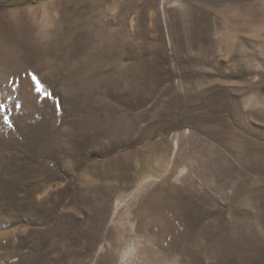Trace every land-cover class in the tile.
Listing matches in <instances>:
<instances>
[{
  "label": "rangeland",
  "instance_id": "374dc122",
  "mask_svg": "<svg viewBox=\"0 0 264 264\" xmlns=\"http://www.w3.org/2000/svg\"><path fill=\"white\" fill-rule=\"evenodd\" d=\"M0 264H264V0H0Z\"/></svg>",
  "mask_w": 264,
  "mask_h": 264
},
{
  "label": "snow or ice",
  "instance_id": "6c2138e0",
  "mask_svg": "<svg viewBox=\"0 0 264 264\" xmlns=\"http://www.w3.org/2000/svg\"><path fill=\"white\" fill-rule=\"evenodd\" d=\"M32 79H33V81L37 84V87H40L39 82L36 80V78L33 77Z\"/></svg>",
  "mask_w": 264,
  "mask_h": 264
}]
</instances>
